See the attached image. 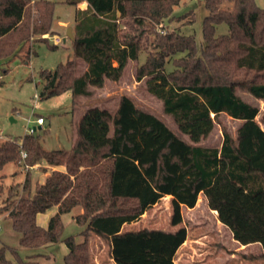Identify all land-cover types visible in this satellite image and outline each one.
<instances>
[{"label": "trees", "instance_id": "obj_1", "mask_svg": "<svg viewBox=\"0 0 264 264\" xmlns=\"http://www.w3.org/2000/svg\"><path fill=\"white\" fill-rule=\"evenodd\" d=\"M182 0H64L74 7L71 59L53 70H41L39 99L69 93L72 102L89 99L106 81L118 82L129 62L145 60L134 79H145L147 92L162 104L175 130L152 114L136 108L122 95L114 113L93 107L76 123L70 149L46 151L38 136L8 139L0 145L1 171L7 164L29 169L41 161L64 166L53 171L31 192L25 174L21 192L14 186L0 210L18 234V245L37 249L62 243L64 264H89V237L95 235L108 248L113 264H174L187 238L185 227L174 231L141 229L123 231L136 223L163 197L170 198V225L182 223V207L193 209L199 195L216 220L240 246L259 244L262 252L249 256L264 264V129L256 122L259 108L242 100L245 91L264 100V9L254 0H204L202 47L193 35L165 30V23L179 21L173 11ZM86 3L83 9L80 3ZM230 3V9L221 6ZM55 3L48 0H0V60H11L24 51L35 55L44 35H54ZM225 24L228 32L215 35ZM86 70L76 76L77 62ZM172 67L167 72L165 67ZM239 121L234 135L219 117ZM217 124L218 148L205 147ZM21 152L25 158H21ZM56 209L46 228L37 216ZM75 208L74 221L82 231L62 238L61 216ZM36 264L22 260L17 249L0 246V264Z\"/></svg>", "mask_w": 264, "mask_h": 264}, {"label": "rangeland", "instance_id": "obj_2", "mask_svg": "<svg viewBox=\"0 0 264 264\" xmlns=\"http://www.w3.org/2000/svg\"><path fill=\"white\" fill-rule=\"evenodd\" d=\"M55 3L53 15V30L64 38L65 42L57 46V50H51L47 44H40L35 48V55L28 61L22 57L11 60H0V145L8 139L20 140L29 135L28 129L36 128L35 135L38 136L40 145L46 151L70 149L74 138L75 124L82 114L89 108L98 107L105 109L111 114L117 108L118 99L122 95L130 97L137 109L152 114L160 119L168 128L175 130L171 118L162 111L161 102L150 95L145 87V79L136 82L134 79L135 69L145 60V54L141 53L135 62H129L118 82L106 81L103 88L96 90L89 99L79 98L72 102L69 93L52 97L46 100L39 99L41 84L38 73L41 70H53L58 64L65 63L71 59V41L66 36V29L72 32L74 22V7L63 4L64 0H48ZM264 9V0H254ZM204 0H182L178 7L174 8L173 15L180 16L175 20L165 23V30L178 32L181 35H193L197 46L203 45L201 25L203 18L208 14L203 6ZM86 3L82 2L78 8L83 9ZM224 9H230V3H224ZM59 22L68 23L65 28L59 27ZM67 30V31H68ZM228 27L221 24L215 27V35H225ZM55 35V34H54ZM42 38L53 44V35H44ZM34 39L25 48L33 45ZM23 49V51L25 50ZM24 57V56H23ZM167 72L172 67L167 64ZM81 72V65L76 66V73ZM237 95L245 102L259 108L256 122L264 129V100H257L245 91H237ZM41 117L44 120L42 126L35 124V120ZM219 120L224 128L234 135L240 122L221 115ZM48 122L45 125V122ZM221 143V131L217 124L214 125L209 136L201 141L199 145L218 148ZM29 169L18 164H7L1 171L0 180V208L8 199V190L14 186L15 195H23L22 183L26 172L30 174V184L38 185L41 179H36L38 174L44 171L41 163ZM34 186V187H35ZM32 192V188H31ZM8 200H12L8 199ZM56 212L55 208L48 210L39 217V222L49 219ZM7 211L0 210V246L8 245L17 249L22 260L36 262V264H64L63 257L67 253L64 244L47 245L37 249H26L18 245V234L11 228L10 222L5 219ZM182 223L177 227L170 225L171 206L170 198L163 197L157 204L147 210L139 221L125 226L123 231H138L141 229H160L174 231L178 227H185L187 232V247L175 258L178 264H262L256 259L250 260L249 256H256L262 252L259 244H251L241 247L236 243L227 228L217 223L214 213L206 205L203 197H199L193 209H181ZM81 214L79 208L61 216L63 223L62 238L74 236L77 242L82 240L79 233L83 227L79 226L74 217ZM40 226V225H39ZM46 228V226L44 227ZM13 264H19L7 255ZM89 264H111L108 248L104 242L91 235L89 237Z\"/></svg>", "mask_w": 264, "mask_h": 264}, {"label": "crops", "instance_id": "obj_3", "mask_svg": "<svg viewBox=\"0 0 264 264\" xmlns=\"http://www.w3.org/2000/svg\"><path fill=\"white\" fill-rule=\"evenodd\" d=\"M68 25V23H62V22H59V27H62V28H65L66 29V26ZM67 30L68 29H66V33H67ZM54 31V30H53ZM55 32V35H53L54 37L56 36V37H59V34L56 32V31H54ZM46 36V35H45ZM60 38V37H59ZM61 39V43L60 44H62V43H64L65 42V39L64 38H60ZM53 43V42H52ZM54 45H59V44H55V43H53ZM40 44H37L36 46H39ZM36 46H35V48H36ZM59 47V46H58ZM28 48V47H27ZM24 51H26V48H25V50ZM24 51L22 52H20L18 55H16L15 57H22V58H24L23 56H24ZM14 57V58H15ZM30 59V58H29ZM28 59V60H29ZM28 60H25V61H28ZM29 62V61H28ZM78 65H81V72H79V73H76V76H80L85 70H86V66H85V64H83L82 62H80V61H78L77 62V66ZM79 120V119H78ZM77 123V122H76ZM75 126H76V124H75ZM74 138H75V136H74ZM74 138H73V140H72V144H71V147H72V145H73V142H74ZM40 166H42L43 168H44V171H42L40 174H38V176H37V178L36 179H41V181H40V183L39 184H42V183H44V181L46 180V178H48L49 177V175L53 172V171H60V172H65V167L64 166H51V165H48L46 162H44V163H41V165ZM34 182L32 181V186H31V188H32V190L34 189ZM203 197L202 195H199V197ZM203 199H204V197H203ZM204 201H205V199H204ZM183 208V207H182ZM48 212V211H47ZM212 213H214V212H212ZM41 215H43V214H41ZM41 215H38L37 216V224L38 225H40V227H42V228H44L45 226H47V223H48V220L49 219H46L45 221H43L42 222V224H40V223H38L39 222V217L41 216ZM214 215H215V213H214ZM216 217V216H215ZM217 223H219L218 221H217ZM133 224V223H132ZM220 224V223H219ZM221 225V224H220ZM125 226H128V225H124L123 226V229H124V227ZM256 245V244H255ZM186 247H187V239H186V241L184 242V244L178 249V251H177V253H176V255H175V258H176V256L183 250V249H186ZM241 247H243V246H241ZM261 253H259V254H257L256 256H258V255H260ZM261 263L263 264V262L261 261ZM111 264H113L112 263V261H111ZM174 264H178V263H176L175 262V259H174Z\"/></svg>", "mask_w": 264, "mask_h": 264}, {"label": "built area", "instance_id": "obj_4", "mask_svg": "<svg viewBox=\"0 0 264 264\" xmlns=\"http://www.w3.org/2000/svg\"><path fill=\"white\" fill-rule=\"evenodd\" d=\"M36 0H30L31 3H34ZM53 43L55 44H60L61 43V39L59 37H54L53 38ZM35 124L38 125V126H42L44 124V120L43 118L41 117H38L36 120H35ZM36 131V128L33 127L31 129H28V133L29 134H34ZM21 158H25V153L24 152H21Z\"/></svg>", "mask_w": 264, "mask_h": 264}, {"label": "water", "instance_id": "obj_5", "mask_svg": "<svg viewBox=\"0 0 264 264\" xmlns=\"http://www.w3.org/2000/svg\"><path fill=\"white\" fill-rule=\"evenodd\" d=\"M66 36H68L69 38L71 37L70 30L67 31ZM47 124H48V122L46 121V122H45V125H47Z\"/></svg>", "mask_w": 264, "mask_h": 264}]
</instances>
